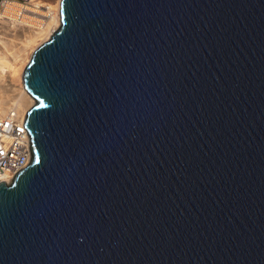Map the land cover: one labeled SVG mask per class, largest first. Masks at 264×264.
<instances>
[{
    "label": "water",
    "instance_id": "obj_1",
    "mask_svg": "<svg viewBox=\"0 0 264 264\" xmlns=\"http://www.w3.org/2000/svg\"><path fill=\"white\" fill-rule=\"evenodd\" d=\"M0 182V264H264V0H61Z\"/></svg>",
    "mask_w": 264,
    "mask_h": 264
},
{
    "label": "bare ground",
    "instance_id": "obj_2",
    "mask_svg": "<svg viewBox=\"0 0 264 264\" xmlns=\"http://www.w3.org/2000/svg\"><path fill=\"white\" fill-rule=\"evenodd\" d=\"M60 2L55 5L43 3L44 12L39 16L45 18L40 26L26 22L10 24L0 18V111L5 113L9 108L25 114L35 102L25 90L23 83L17 85L15 79L24 71L31 53L38 41L45 42L56 31L60 24ZM20 64V65H19ZM19 65V66H18Z\"/></svg>",
    "mask_w": 264,
    "mask_h": 264
},
{
    "label": "built area",
    "instance_id": "obj_3",
    "mask_svg": "<svg viewBox=\"0 0 264 264\" xmlns=\"http://www.w3.org/2000/svg\"><path fill=\"white\" fill-rule=\"evenodd\" d=\"M43 0H0V18L10 24L39 21L43 11ZM43 18V17H42ZM40 21H42L40 19ZM25 114L15 108L5 113L0 111V182L9 184L20 169L27 167L30 160L29 140L23 126Z\"/></svg>",
    "mask_w": 264,
    "mask_h": 264
},
{
    "label": "rangeland",
    "instance_id": "obj_4",
    "mask_svg": "<svg viewBox=\"0 0 264 264\" xmlns=\"http://www.w3.org/2000/svg\"><path fill=\"white\" fill-rule=\"evenodd\" d=\"M43 2H45V3H50V4H52V5H55L56 4V2H57V0H43ZM60 16V15H59ZM40 19L42 20V21H40ZM44 20H45V18H42V17H39V21L38 20H34L33 19V21H35V22H31V24L32 25H34V26H40V25H42L43 23H44ZM58 29V28H57ZM56 29V30H57ZM53 35V34H52ZM51 35V36H52ZM50 36V37H51ZM50 37L48 38V39H50ZM47 41V40H46ZM37 43H39V44H37V46L35 47V50L41 45V44H43L44 42H40V41H38ZM34 50V51H35ZM32 54L33 53H31V55H30V57H29V59H28V62L23 66L24 68L23 69H25V67L27 66V64L29 63V61H30V58H31V56H32ZM20 65V64H19ZM18 65V66H19ZM24 71H22V73H23ZM23 74H21V76L19 75L16 79H15V83L17 84V85H21L22 83H23Z\"/></svg>",
    "mask_w": 264,
    "mask_h": 264
}]
</instances>
